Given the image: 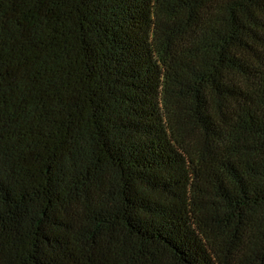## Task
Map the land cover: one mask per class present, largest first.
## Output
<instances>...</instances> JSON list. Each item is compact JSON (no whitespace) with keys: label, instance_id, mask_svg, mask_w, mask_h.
I'll return each instance as SVG.
<instances>
[{"label":"trees","instance_id":"16d2710c","mask_svg":"<svg viewBox=\"0 0 264 264\" xmlns=\"http://www.w3.org/2000/svg\"><path fill=\"white\" fill-rule=\"evenodd\" d=\"M0 264H264V0H0Z\"/></svg>","mask_w":264,"mask_h":264}]
</instances>
